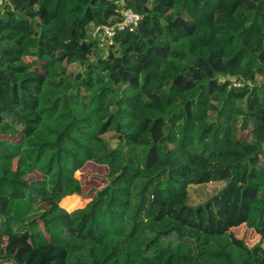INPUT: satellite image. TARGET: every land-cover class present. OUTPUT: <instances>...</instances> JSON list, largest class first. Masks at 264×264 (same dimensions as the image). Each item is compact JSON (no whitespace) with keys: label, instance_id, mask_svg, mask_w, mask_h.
Here are the masks:
<instances>
[{"label":"trees","instance_id":"obj_1","mask_svg":"<svg viewBox=\"0 0 264 264\" xmlns=\"http://www.w3.org/2000/svg\"><path fill=\"white\" fill-rule=\"evenodd\" d=\"M0 264H264V0H3Z\"/></svg>","mask_w":264,"mask_h":264},{"label":"rangeland","instance_id":"obj_2","mask_svg":"<svg viewBox=\"0 0 264 264\" xmlns=\"http://www.w3.org/2000/svg\"><path fill=\"white\" fill-rule=\"evenodd\" d=\"M70 70L77 72L81 71L78 66H70ZM257 81H261V77H257ZM178 101L177 104H180ZM115 142H111L110 146H114ZM210 166H215V164H210ZM81 173H75L72 182L65 190V194L60 198L59 205L67 211H70L76 207H83L89 202V198L84 196L90 192L92 189H100L106 185V174L108 170L106 167L101 165H96L92 162H87L82 168ZM28 182H33L36 180H41L42 177L38 172H33L29 176L24 178ZM163 186L170 188V190L185 188L188 193V204L191 206H197L202 204L212 198L216 193H218L223 187L222 182L208 183L204 185H191V186H172L170 187L167 182H163ZM66 203V205H64ZM238 234L243 235V230H240ZM245 237H249L248 242H252L255 239L250 233H247Z\"/></svg>","mask_w":264,"mask_h":264},{"label":"built area","instance_id":"obj_3","mask_svg":"<svg viewBox=\"0 0 264 264\" xmlns=\"http://www.w3.org/2000/svg\"><path fill=\"white\" fill-rule=\"evenodd\" d=\"M118 4L122 7L123 0H117ZM3 0H0V5ZM141 21L140 15L127 10L123 14V19L111 26H100L92 25L89 29V35L93 40H98L100 42L111 39L116 33L122 32H132L139 25Z\"/></svg>","mask_w":264,"mask_h":264},{"label":"crops","instance_id":"obj_4","mask_svg":"<svg viewBox=\"0 0 264 264\" xmlns=\"http://www.w3.org/2000/svg\"><path fill=\"white\" fill-rule=\"evenodd\" d=\"M85 164H86V163H85ZM101 166L106 167V169L108 170L107 166H104V165H101ZM86 204H87V203H86ZM86 204H85V205H86ZM85 205H84V206H85ZM84 206H83V207H84ZM60 207H61V206H60ZM78 208H82V207H76V208H74V209H72V210H70V211H73V210L78 209ZM66 211H67V210H66ZM70 211H68V212H70Z\"/></svg>","mask_w":264,"mask_h":264}]
</instances>
